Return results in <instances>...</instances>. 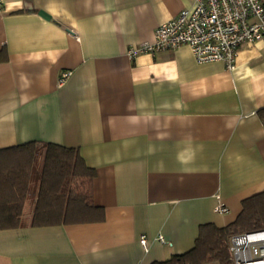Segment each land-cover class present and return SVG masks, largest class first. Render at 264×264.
Instances as JSON below:
<instances>
[{
    "label": "crops",
    "instance_id": "1",
    "mask_svg": "<svg viewBox=\"0 0 264 264\" xmlns=\"http://www.w3.org/2000/svg\"><path fill=\"white\" fill-rule=\"evenodd\" d=\"M193 7L1 0L0 150L78 149L96 172L93 202L105 220L33 227L26 204L22 226L0 230V264L164 262L193 250L202 226L234 223L242 202L264 192V41L243 47L232 71L199 64L187 46L128 56ZM64 72L72 75L60 86ZM44 159L43 149L38 171ZM220 203L228 214L216 212Z\"/></svg>",
    "mask_w": 264,
    "mask_h": 264
},
{
    "label": "trees",
    "instance_id": "2",
    "mask_svg": "<svg viewBox=\"0 0 264 264\" xmlns=\"http://www.w3.org/2000/svg\"><path fill=\"white\" fill-rule=\"evenodd\" d=\"M6 59L0 54V60ZM264 123V108L258 111ZM45 150L43 170H37L41 151ZM96 172L89 168L78 149L54 144L29 143L0 150V230L22 226L34 180L39 189L34 199L33 227L100 223L105 212L93 202ZM32 197V196H31ZM264 230V192L242 202L237 220L224 227L205 225L196 246L184 255L153 264H233L230 238Z\"/></svg>",
    "mask_w": 264,
    "mask_h": 264
},
{
    "label": "built area",
    "instance_id": "3",
    "mask_svg": "<svg viewBox=\"0 0 264 264\" xmlns=\"http://www.w3.org/2000/svg\"><path fill=\"white\" fill-rule=\"evenodd\" d=\"M261 41H264L262 0H194L193 8L182 10L160 25L152 42L131 47L128 56L133 59L187 46L199 64L222 62L232 71L241 49ZM71 75L64 72L60 86ZM215 210L224 215L229 213L223 203ZM158 240L165 243L162 236ZM141 244L148 249L146 237L141 238ZM229 252L233 264H264V230L234 235L230 238Z\"/></svg>",
    "mask_w": 264,
    "mask_h": 264
},
{
    "label": "rangeland",
    "instance_id": "4",
    "mask_svg": "<svg viewBox=\"0 0 264 264\" xmlns=\"http://www.w3.org/2000/svg\"><path fill=\"white\" fill-rule=\"evenodd\" d=\"M37 189H38V186L36 185V180H34L33 183H32V187H31V192H32V195L31 196H33V195L36 196ZM31 196H30V198H29V200L27 202V207H26L27 211L28 210L30 211V209L33 208V199L31 198Z\"/></svg>",
    "mask_w": 264,
    "mask_h": 264
},
{
    "label": "water",
    "instance_id": "5",
    "mask_svg": "<svg viewBox=\"0 0 264 264\" xmlns=\"http://www.w3.org/2000/svg\"><path fill=\"white\" fill-rule=\"evenodd\" d=\"M40 16H42L43 18H45V19H50V16L46 13V12H44V11H40Z\"/></svg>",
    "mask_w": 264,
    "mask_h": 264
}]
</instances>
